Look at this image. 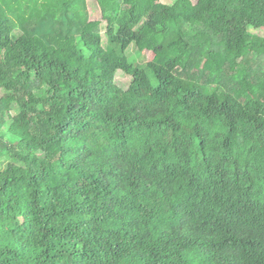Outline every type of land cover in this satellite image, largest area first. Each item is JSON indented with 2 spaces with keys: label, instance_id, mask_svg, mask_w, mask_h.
I'll return each mask as SVG.
<instances>
[{
  "label": "trees",
  "instance_id": "obj_1",
  "mask_svg": "<svg viewBox=\"0 0 264 264\" xmlns=\"http://www.w3.org/2000/svg\"><path fill=\"white\" fill-rule=\"evenodd\" d=\"M96 1L0 0V264H264V0Z\"/></svg>",
  "mask_w": 264,
  "mask_h": 264
},
{
  "label": "rangeland",
  "instance_id": "obj_2",
  "mask_svg": "<svg viewBox=\"0 0 264 264\" xmlns=\"http://www.w3.org/2000/svg\"><path fill=\"white\" fill-rule=\"evenodd\" d=\"M88 12H89L91 21H102V12L96 0H88ZM103 24L105 28V23ZM253 32L259 34L260 36H262V38H264V30H261V31L254 30ZM106 43H107L106 34L105 32H103V46L104 47L106 46ZM127 56H128V59H130V61H132L133 63L139 64V65H144L147 62L151 61L153 58V55L149 52H144V53L137 52L134 46H131L129 48V50L127 51ZM253 66L256 69H258L261 66V62L260 61L255 62ZM259 77L260 78L264 77V74L259 73ZM115 79L119 84L125 87H127L130 84V77L123 74L122 72H117Z\"/></svg>",
  "mask_w": 264,
  "mask_h": 264
}]
</instances>
